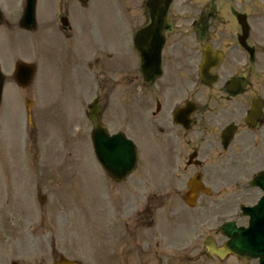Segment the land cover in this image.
Listing matches in <instances>:
<instances>
[{
  "label": "rangeland",
  "instance_id": "1",
  "mask_svg": "<svg viewBox=\"0 0 264 264\" xmlns=\"http://www.w3.org/2000/svg\"><path fill=\"white\" fill-rule=\"evenodd\" d=\"M122 2L126 4L128 0H89L86 7L80 6L75 0H39L41 12L50 4H53V9L59 3L70 8L74 37L69 39V47L66 41L58 40L60 48L66 49L60 50L55 46V40L48 38L43 41L42 33L36 38L37 33L11 29L16 26L21 15V0H0V10L8 22V25H0V59L7 72L5 88L9 82L13 83L10 77V62L13 59H9L10 53L14 59L37 64L34 92H31L30 86L26 90L19 89L18 95L14 93L17 88L12 84L11 89L6 88L0 108V264H52L60 258L79 264H100L101 259L104 264H112L111 258H114V264H119L121 255L113 257L117 234L123 239L122 234L125 232L121 230L124 225L133 228V224L147 221L140 213L144 209V199L145 205L148 201L152 204L154 224H166L171 264H195V260L188 261L179 253L182 247L191 242L195 233L190 235L195 225L189 221L195 217V211L186 210L188 208L177 194H182L183 186L174 183L173 171H166L167 165L161 162L157 153L159 149L147 147L149 143L144 135L145 127H137L134 139L140 153L144 151L148 156L142 162L139 161V168L129 183L109 186V179L108 184L104 183L92 151L89 137L91 127L83 116L86 105L92 99L86 104V88L90 96L95 92L92 78L104 69L102 62L109 59L110 54L91 55L95 49V34L88 27L82 32L81 24L82 21L92 23L97 35L112 38L117 31L120 32ZM46 35L53 34L46 31ZM96 57H102L103 61L97 64ZM116 61L120 62L121 59L117 58ZM258 79V75H253L251 81ZM128 90L126 86L121 91V99L116 96L114 100L109 98L106 101V92L100 89V95H104L103 121L114 127L109 131L125 129L128 132V127L133 130L132 113L130 110L126 113ZM261 95L264 97V91H261ZM24 98L35 103L31 127L26 125V112L21 105ZM7 100L11 104L6 103ZM120 105L126 115L120 117L113 126L112 119L118 113L114 108ZM19 107L23 111L22 117ZM57 121L60 122L61 130L60 126L54 129L56 124L53 122ZM24 130L28 135L24 147L35 149L33 137L37 139L35 153H29L26 157L29 160L26 167L22 145ZM146 131L149 142L158 140L154 125L147 127ZM153 145L159 146V143ZM32 158L36 160L32 161ZM32 165L36 168L32 169ZM247 166L251 165L247 163ZM250 169L240 174L244 181L249 180ZM146 170L147 176L144 173ZM140 176L142 179L146 177L147 197L137 192L134 201L124 193L128 187L131 190L130 183L133 181L136 187L141 186L138 183ZM66 177L72 183L63 198V206L59 204L60 194L56 195L55 189L63 185ZM35 178L42 184H36ZM38 194L45 198L42 204L38 201ZM161 196L166 197V200L161 201ZM16 200L23 203L24 213L20 216L12 213ZM145 231L146 228L139 229L141 239L145 238ZM201 238L199 246L202 249ZM121 250L128 252L132 247L128 243V247L123 248L122 245L118 248L119 252ZM136 256V264H143V257ZM200 264H203L202 260ZM224 264H234V261L228 260Z\"/></svg>",
  "mask_w": 264,
  "mask_h": 264
},
{
  "label": "flooded vegetation",
  "instance_id": "2",
  "mask_svg": "<svg viewBox=\"0 0 264 264\" xmlns=\"http://www.w3.org/2000/svg\"><path fill=\"white\" fill-rule=\"evenodd\" d=\"M120 7L122 13L133 11V18L129 23L127 20L128 26L119 23L120 32L117 31L112 47L102 48L94 33V50L114 54L125 52L130 39L129 49L137 68L125 70L114 66L111 77L105 71H99L96 76L105 84L111 82L118 90L121 84L128 83L132 120L137 126L143 122L144 126L156 127L160 149L157 153L168 170L174 172V183L183 186L182 194L177 192L180 197L188 191L187 183L197 175L198 183L210 189L208 195L197 194L193 208L195 217L192 218L195 237L189 251L183 254L188 259H195V264H200L201 260L203 264H224L231 259L236 264H246L244 259L231 254L223 259L215 254L209 256L203 245L200 248L199 238L202 233L204 238L213 240L215 249L222 248L226 237L218 227L226 221H233L236 226H246L248 222L247 217L236 211L237 202L251 206L263 195L259 188H247V180L244 181L240 174L248 168L257 174L264 168V101H259L262 110L253 126L245 123L252 101L264 91V0H142L140 4L122 2ZM56 11L59 30L69 37L73 32L70 8L57 5ZM155 16L166 17L159 76L153 71L154 59L149 57L156 33H146L140 40L147 57L144 73L134 48L137 32L148 28ZM243 21L248 26L245 43L251 48V57L240 44L244 37L240 24ZM4 23L7 22L4 20ZM85 25L82 21V27ZM50 26L48 21L46 30ZM205 47L207 51L221 53L218 66L214 64L209 68V72L217 76L211 85L202 84L198 76ZM254 66L261 79L251 81L257 73ZM236 79L239 92L233 85L227 88ZM179 109L182 111L174 118ZM226 128L227 135L223 139ZM230 133L232 137L227 140ZM130 184L131 199L135 201L136 182ZM146 188V184L140 187L142 193H146ZM162 199L166 200V197L161 196ZM142 202L144 209L140 213L147 221L133 224V228L124 225L121 231L125 234H122L123 239L118 234L113 257L121 255L119 264H135L136 254L143 257V264H167L165 225L160 224L157 229L152 204L148 201L145 205V199ZM215 221L220 225L215 227ZM140 227L152 230L138 241ZM126 241L132 250L119 252L120 246L128 247ZM133 258L135 260L130 262Z\"/></svg>",
  "mask_w": 264,
  "mask_h": 264
},
{
  "label": "water",
  "instance_id": "3",
  "mask_svg": "<svg viewBox=\"0 0 264 264\" xmlns=\"http://www.w3.org/2000/svg\"><path fill=\"white\" fill-rule=\"evenodd\" d=\"M36 0H26V5L24 7L23 15H22V26L32 29L34 25V6ZM85 1V0H83ZM26 68V65L17 64L16 70L17 72L23 71ZM2 79L0 76V91H1ZM96 128H98L97 122L92 117ZM115 149V150H114ZM105 157L101 156V163L105 165L109 172L115 174V176L121 177L124 172L128 171L131 166L133 158H129L122 151V149H117L115 146H108L107 152H104ZM264 177V172L260 175L259 179H256L255 184L262 187L260 180ZM264 188V187H263ZM264 201H261L258 206L254 208L247 209L248 213L251 216L250 225L248 229L245 230H236L233 224H227L223 226V230L226 231V234L230 237L231 241L229 242V250L230 252L239 255L241 257H256L264 255V251L262 250L264 247L262 241L260 242V229H259V211L262 208ZM264 264V259L261 261ZM59 264H75L71 262L62 261Z\"/></svg>",
  "mask_w": 264,
  "mask_h": 264
},
{
  "label": "bare ground",
  "instance_id": "4",
  "mask_svg": "<svg viewBox=\"0 0 264 264\" xmlns=\"http://www.w3.org/2000/svg\"><path fill=\"white\" fill-rule=\"evenodd\" d=\"M61 189H62V190H61L60 196H61L62 198H64V196H65L67 190L69 189V187H65V186H64V187L61 188ZM21 211H22V202L19 201V200H16V202L14 203V210H13V213H14L15 215H17V216H20Z\"/></svg>",
  "mask_w": 264,
  "mask_h": 264
}]
</instances>
